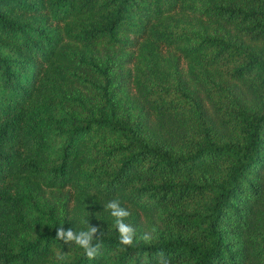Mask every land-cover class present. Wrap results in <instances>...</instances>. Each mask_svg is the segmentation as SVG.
<instances>
[{"label":"trees","instance_id":"16d2710c","mask_svg":"<svg viewBox=\"0 0 264 264\" xmlns=\"http://www.w3.org/2000/svg\"><path fill=\"white\" fill-rule=\"evenodd\" d=\"M0 264H264V0H0Z\"/></svg>","mask_w":264,"mask_h":264},{"label":"clouds","instance_id":"9594fccd","mask_svg":"<svg viewBox=\"0 0 264 264\" xmlns=\"http://www.w3.org/2000/svg\"><path fill=\"white\" fill-rule=\"evenodd\" d=\"M108 208L112 209V215L115 217H126L129 214L118 208L117 203L111 202L107 205ZM119 231L121 234L120 244L125 246H130L133 244V230L131 227L126 226L124 223L118 221ZM98 229L90 228L88 232H80L79 234H74L71 229L65 231L63 226L56 229V239H63L65 243L68 241L75 240L77 245L84 249L85 255L88 259H93L96 255V249L90 245L92 234ZM144 241H150L148 236H143ZM162 255V254H161Z\"/></svg>","mask_w":264,"mask_h":264}]
</instances>
